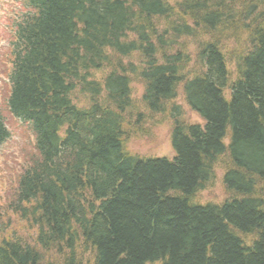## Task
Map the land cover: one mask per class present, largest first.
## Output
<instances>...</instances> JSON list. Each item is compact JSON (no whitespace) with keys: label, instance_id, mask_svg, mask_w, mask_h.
<instances>
[{"label":"trees","instance_id":"16d2710c","mask_svg":"<svg viewBox=\"0 0 264 264\" xmlns=\"http://www.w3.org/2000/svg\"><path fill=\"white\" fill-rule=\"evenodd\" d=\"M13 1L0 264H264V0ZM159 116L173 156L130 151Z\"/></svg>","mask_w":264,"mask_h":264},{"label":"rangeland","instance_id":"374dc122","mask_svg":"<svg viewBox=\"0 0 264 264\" xmlns=\"http://www.w3.org/2000/svg\"><path fill=\"white\" fill-rule=\"evenodd\" d=\"M22 10L17 3L13 0H0V108L3 113H6L4 105L7 101L8 93V77L12 65H10L9 50L11 43L7 36L9 35L8 25L15 22L17 13ZM10 22V23H9ZM141 87L135 86V92L137 96H140ZM178 102L182 106L185 118L189 123L192 124H203L198 117L192 113L187 107L186 103L183 102V97L180 96ZM151 126L150 133L143 137H134L128 143L127 148L137 153L140 156H144L150 159L154 158H167L173 156L172 147H170V130L171 122L166 116L154 117L152 122L149 123ZM149 126V125H148ZM11 137L8 142L0 149V207L7 200V195L10 193V185L15 181L17 175L21 172L22 167L25 165V149L29 148V144L33 140L32 131H29L26 125L21 122H16V127L12 128L9 126ZM215 172L214 184L209 188L208 191L199 193L197 197L198 201L211 202L215 201L221 203L225 197V189H223V175L225 166L220 163ZM2 228V225H0ZM19 231L23 239L29 238V234H33L32 231L25 227V222L15 221L12 228L9 230L13 234V231ZM87 259V258H85ZM84 259V260H85ZM56 261L60 262V259L56 258ZM88 262V261H87ZM89 263V262H88ZM86 264V262L84 263Z\"/></svg>","mask_w":264,"mask_h":264}]
</instances>
